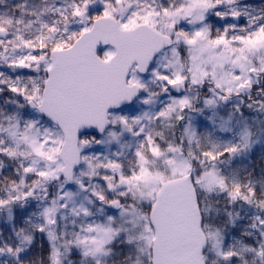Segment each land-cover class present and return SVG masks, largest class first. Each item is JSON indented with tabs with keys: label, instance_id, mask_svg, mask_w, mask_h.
Masks as SVG:
<instances>
[{
	"label": "snow or ice",
	"instance_id": "snow-or-ice-1",
	"mask_svg": "<svg viewBox=\"0 0 264 264\" xmlns=\"http://www.w3.org/2000/svg\"><path fill=\"white\" fill-rule=\"evenodd\" d=\"M0 264H264V0H0Z\"/></svg>",
	"mask_w": 264,
	"mask_h": 264
}]
</instances>
